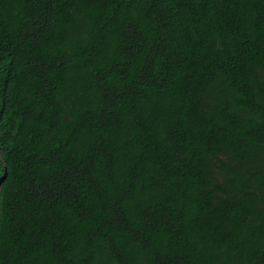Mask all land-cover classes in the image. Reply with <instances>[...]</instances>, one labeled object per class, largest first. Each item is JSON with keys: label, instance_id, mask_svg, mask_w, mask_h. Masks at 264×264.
Returning <instances> with one entry per match:
<instances>
[{"label": "trees", "instance_id": "1", "mask_svg": "<svg viewBox=\"0 0 264 264\" xmlns=\"http://www.w3.org/2000/svg\"><path fill=\"white\" fill-rule=\"evenodd\" d=\"M0 264H264V0H0Z\"/></svg>", "mask_w": 264, "mask_h": 264}]
</instances>
